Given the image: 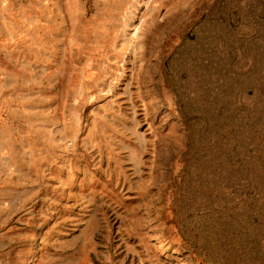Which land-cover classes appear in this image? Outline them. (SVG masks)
<instances>
[{
  "label": "rangeland",
  "instance_id": "1",
  "mask_svg": "<svg viewBox=\"0 0 264 264\" xmlns=\"http://www.w3.org/2000/svg\"><path fill=\"white\" fill-rule=\"evenodd\" d=\"M256 3L0 0V264H195L172 223L186 134L164 78L182 56L184 102L240 91Z\"/></svg>",
  "mask_w": 264,
  "mask_h": 264
},
{
  "label": "trees",
  "instance_id": "2",
  "mask_svg": "<svg viewBox=\"0 0 264 264\" xmlns=\"http://www.w3.org/2000/svg\"><path fill=\"white\" fill-rule=\"evenodd\" d=\"M256 7L264 21V0ZM256 39L262 45L249 46L243 56L240 91L214 96L211 105L201 101L211 97L201 90L184 102V57L164 78L186 134L170 186L172 223L195 264H264V23ZM199 67L206 75L208 66Z\"/></svg>",
  "mask_w": 264,
  "mask_h": 264
}]
</instances>
